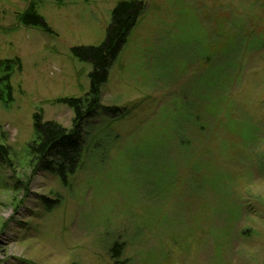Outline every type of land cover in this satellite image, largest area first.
Masks as SVG:
<instances>
[{"label": "rangeland", "instance_id": "1", "mask_svg": "<svg viewBox=\"0 0 264 264\" xmlns=\"http://www.w3.org/2000/svg\"><path fill=\"white\" fill-rule=\"evenodd\" d=\"M122 0H0V264H264V0H139L143 8L83 125L77 170H35L33 114L70 129ZM243 40L237 49L233 44ZM118 108V113L105 110Z\"/></svg>", "mask_w": 264, "mask_h": 264}, {"label": "trees", "instance_id": "2", "mask_svg": "<svg viewBox=\"0 0 264 264\" xmlns=\"http://www.w3.org/2000/svg\"><path fill=\"white\" fill-rule=\"evenodd\" d=\"M35 1L20 15L21 23L29 27H40L48 30L47 23L38 13ZM61 2L62 0H55ZM143 8L139 0L119 1L111 11V21L106 28L103 41L97 46H78L72 48L73 54L81 61L88 62L91 70L88 73L89 88L82 96L67 97L60 101L73 110L70 129L53 120H44L41 113L33 114L34 139L27 144V150L35 163V170L49 171L62 181L73 174L81 164L83 150L82 130L87 119L92 118L100 103V88L107 80L111 65L117 59L126 38L135 25ZM243 43L233 44L238 49ZM22 69L19 57L0 59V103L8 108L13 102L11 78ZM113 113L118 108L107 107ZM9 147L0 144V164L9 157ZM122 243L114 241L110 247V256L116 264H124L120 260Z\"/></svg>", "mask_w": 264, "mask_h": 264}]
</instances>
